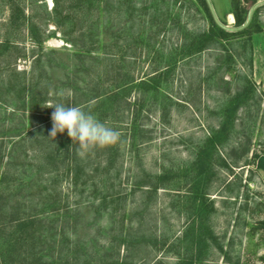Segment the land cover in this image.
Returning a JSON list of instances; mask_svg holds the SVG:
<instances>
[{"label": "rangeland", "instance_id": "374dc122", "mask_svg": "<svg viewBox=\"0 0 264 264\" xmlns=\"http://www.w3.org/2000/svg\"><path fill=\"white\" fill-rule=\"evenodd\" d=\"M45 1L47 8L51 9L53 1ZM167 1L165 4L161 0H136L134 13L125 11L126 6L117 11L114 4L107 18L111 22L107 28L102 25L97 31L101 44H108L113 56H120L125 41L123 37H130L128 34L141 30L144 42L143 46L139 43L137 48L141 55L135 69L136 77L151 75L159 60L170 50L180 49L185 32L197 33L209 27V20L197 5V0ZM257 1L258 4L263 2ZM210 3L217 19L227 28H234V20L228 13L230 0H210ZM26 12H30V9L27 8ZM259 15L263 30L253 36L251 46L241 40H224L227 48L215 45L177 61L169 90L176 103L169 113H162L158 108L160 103L157 105L152 93L143 98L144 105L137 112L136 121L142 129L138 145L131 147L128 142L124 144L123 156L116 167L120 174L114 177L113 170L109 173L112 177L107 178L109 182L113 181L114 189L120 191L122 197V204L114 214V224L112 205H108L107 209L99 208L100 214L94 220L101 194L91 193V182L95 181L100 187L99 178L109 176L102 171L105 160L101 161L98 172L91 169L95 150L78 153V157L88 163L86 171L93 173L86 190L81 193L70 180L62 177L60 182L59 177L57 197L71 207L76 205L75 209L80 213L75 227L67 226L66 233L82 241L94 256L112 252L109 260L114 258L116 252L111 251L112 243L107 241L117 232L119 217L125 212L124 231H129L131 239L140 241L129 243L130 249L134 248L132 250L126 251L121 246L120 256H127V264H264V170L257 166L254 156L264 157V8ZM7 17L8 9L0 3V35H3V23ZM45 27V32L55 33L47 37L41 47L26 36L25 29V40L19 43L25 46L28 55L18 58L15 67L19 71L26 70L30 76L33 59L43 53L40 67L45 68L50 76L48 95L55 98L47 104L52 105L61 103L60 97L71 90L69 86H63L68 79L83 85L85 80L93 79L94 73L76 70L80 60L74 53L75 47L64 39L62 28L52 22ZM117 32L123 35L119 40L120 46H114ZM228 54H232L234 60L229 59ZM102 55L101 48L93 52V56ZM98 61L86 57L87 63L97 64ZM39 69L35 68L34 74H38ZM95 81L94 78L93 83ZM237 92L240 93L238 103L241 104L235 107L230 99ZM131 94L134 100L139 93L133 89ZM2 95L9 99L14 97L13 92ZM13 109L14 106L0 104V118L6 114L8 118L4 123L11 128L25 124L26 130L33 132L44 124V117L50 119V113L44 109L24 113ZM218 130L221 143L214 154V175L207 187L215 211L210 213L208 220L193 222L187 193L195 172L192 167L195 151L210 134ZM4 139L8 150L18 155L16 169L29 175V183L26 185L25 181L16 197L25 196L33 211L40 213L45 227L60 225L61 210L53 211L46 205L48 202L44 206L35 204L41 194L51 191L52 187L48 179L51 173L43 172L40 168L45 160L37 157L38 145L35 142L33 146L30 145L34 135H28L25 139L15 136L12 142H9V138ZM246 148L248 151L242 153ZM219 157L224 158L229 167L222 165ZM146 173H166L171 189L159 188L150 198L143 193L144 190H134L135 181L145 177ZM113 192L110 189L109 200L115 196ZM41 207L46 209L41 212ZM205 225L212 229L214 236V239L207 238L209 247L196 243V235L206 229ZM52 246L54 248L53 243L43 245L47 259L58 257Z\"/></svg>", "mask_w": 264, "mask_h": 264}, {"label": "trees", "instance_id": "16d2710c", "mask_svg": "<svg viewBox=\"0 0 264 264\" xmlns=\"http://www.w3.org/2000/svg\"><path fill=\"white\" fill-rule=\"evenodd\" d=\"M52 1L53 5L51 9H48L45 0H0V3L8 9L7 21L3 23L5 29L3 35H0V37L2 36L0 38V104L14 106V111L22 110L23 113L28 110L40 112V109H44L45 112L51 114L53 108L46 106H49L50 104L47 103L53 101L55 97L48 95L50 76L45 68L40 67L43 62L41 55L43 53L33 59L30 76L26 70H17L15 65L18 58H25L28 55L25 46L20 45L25 40V29L26 36L41 47L42 42L55 33L54 31L45 32L46 24L52 22L56 27L62 28L64 39L75 47L74 53L80 60V66L76 70L88 74L89 72L90 74L94 73V77L85 80L83 85H77L68 79L63 83V86L67 85L71 90L66 96L60 97L61 103L80 106L86 112L92 113L100 122L118 132L116 141L111 145L89 149V152L93 150L96 152L94 165L91 166V169L98 172L101 168L99 167L101 161L105 160L102 171L109 175L114 170V177H118L120 174L116 167L123 156L124 144L128 142L131 147H136L138 138L141 137L142 129L136 121L137 112L144 105L143 98L152 93V98L157 105L160 103L158 108L160 107L164 115L169 113L171 107L176 103L169 90H171L172 74L178 64L177 61L215 45L227 48L224 40H241L240 42L248 43L251 46L253 36L263 30L259 12L264 8V0L259 4L257 0H230L228 13L234 20V28H237L235 30H228L219 25L214 19L207 1L197 0V5L209 20V27L197 33L185 32L180 49L170 50L163 59L159 60V65L153 68L151 75L136 77L135 69L138 56L141 55L140 51L137 52V48L139 43L143 46L144 42L141 30L138 29L136 33L128 34L130 37H123L121 33L117 32L114 46H120L119 40L122 37L125 39L122 45L123 53L120 56H113L111 49L108 48L109 45L101 44L97 35L100 26L104 25L107 28L111 22L107 18L114 4H116L117 11L126 6L125 11L134 13L136 0ZM161 1L165 4L168 2L167 0ZM27 8L30 9L28 13L26 12ZM251 9L253 10L250 14ZM99 48L103 50L102 57L93 56V52ZM86 57L99 59V61L97 64L87 63ZM228 57L234 60L232 54H228ZM37 67L40 68L39 72L34 74L33 71ZM94 78L96 81L93 83ZM133 89L139 93L134 100L131 98ZM11 92L14 97L10 99L2 95ZM239 100H241L240 93L237 92L230 102L236 107L241 104L238 103ZM7 118L6 114L0 118V264H127V256H120L121 246L123 245L126 251L132 250L134 248L130 249L129 243H139L140 241L131 239L129 231H124L125 212H122L119 217L117 232L113 233L107 241V243H112L111 251L116 252L111 260H109V256L112 252H102L94 256L93 252L82 244V241L73 239L66 233L67 226L75 227L80 213L77 208L75 209L76 205L71 207L66 201L61 202V197H57L56 186L59 177L60 182L63 178L70 180L72 186L81 193L86 190L88 183L93 178V173L89 174L86 171L88 163L78 157L77 151L72 150L75 145L67 137L66 132L57 133L54 138H49L51 119L47 117L43 118L44 124L41 127L39 125V128L33 132L26 130L25 124L22 127L6 126L4 122ZM123 128L126 130L123 131ZM227 134L228 131H226ZM28 135H34V141L30 145L33 146L35 142V145L39 147L37 157L45 160L40 168L43 169V172L51 173L48 179H50L52 190L45 194L42 193L41 198H38L35 204L39 203L44 206L48 202L46 205L52 210L54 209L53 211L61 210L62 223L58 226L50 224L49 227H45L40 213L33 211L25 196L16 197L20 189L24 187L25 181L26 185L29 183L27 181L29 175H26L25 171L21 172L19 168L16 169L18 155L16 156L11 150H8L4 138H9V142H12L15 136L25 139ZM219 137V130L214 131L195 151L196 156L192 163L195 172L193 177L191 176V181H193L189 193H187V202L193 222L195 220L206 221L210 213L215 211L213 201L209 199L207 187L214 175L212 165L218 144L221 143ZM245 151H248V148L244 149L242 153ZM23 153L26 155L24 149ZM88 154L90 155V153ZM254 156L257 159V166L264 170V157L257 154ZM219 160L222 165L229 167V163L224 158L220 159L219 157ZM111 177L109 175L104 178L102 175L99 178L102 189H99L96 182L92 181L90 190L91 193L100 192L99 194H101L100 202L95 208L97 215L94 220L100 214L99 208L107 209L108 205H112L111 217L112 224H114L116 221L114 214L122 204L120 200L122 197L120 191L114 189L113 181L107 180ZM16 181L17 183H15ZM167 181L166 173L155 175L146 173L145 177L135 181L133 189L144 190L143 193H147V198H150L156 194L159 188L171 189L172 185ZM45 188L48 189V186L45 185ZM110 189H113L112 194L115 196L109 200ZM45 209L41 207V212ZM206 225V229H202L196 235V243H204V247H209L210 243H207V238L214 239V236L212 229ZM46 243H53L54 248L52 246L51 249L58 254L57 258L47 259L44 256L42 248ZM218 248L223 250L221 245H218ZM97 253L98 251H96Z\"/></svg>", "mask_w": 264, "mask_h": 264}, {"label": "clouds", "instance_id": "9594fccd", "mask_svg": "<svg viewBox=\"0 0 264 264\" xmlns=\"http://www.w3.org/2000/svg\"><path fill=\"white\" fill-rule=\"evenodd\" d=\"M46 107L53 108L50 114L51 129L49 138L57 133H65L75 145L74 151L87 152L92 148H102L114 143L118 132L100 122L92 113L80 106L56 103Z\"/></svg>", "mask_w": 264, "mask_h": 264}, {"label": "water", "instance_id": "95a60500", "mask_svg": "<svg viewBox=\"0 0 264 264\" xmlns=\"http://www.w3.org/2000/svg\"><path fill=\"white\" fill-rule=\"evenodd\" d=\"M206 1H207L208 5H209V8L211 9V13H212L214 19L216 20V22H217L219 25H221L222 27H224V28H226V29H228V30H235V29H237V28H227V26H225L224 24H222V23L217 19L216 15H215V13H214L212 7H211L210 0H206ZM252 10H253V9H251L250 14H251ZM249 17H250V15H249Z\"/></svg>", "mask_w": 264, "mask_h": 264}]
</instances>
